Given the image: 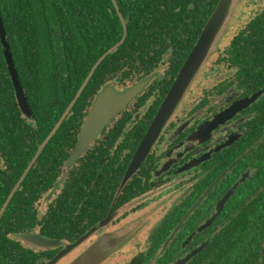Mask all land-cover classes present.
<instances>
[{
    "label": "flooded vegetation",
    "instance_id": "obj_1",
    "mask_svg": "<svg viewBox=\"0 0 264 264\" xmlns=\"http://www.w3.org/2000/svg\"><path fill=\"white\" fill-rule=\"evenodd\" d=\"M242 1L236 0L217 48L142 156L140 146L220 0H179L175 7L165 0L146 2L154 14L135 26L129 52L125 48L118 55L128 21L118 10L122 0H115L121 40L91 65L42 140L35 127L37 143L25 146L34 152L19 176L0 156L5 179L0 210L14 191L3 210L10 204L0 227V264L263 260L264 234L246 245L247 251L261 248L257 262L253 255L237 256L235 248L227 256L219 251L234 217L254 200V179L264 178V56L256 65L244 58L240 66L234 58L245 50L241 40L264 53V35L250 30L264 12V0ZM208 6L212 10L205 18L200 9ZM138 85L142 88L135 96L80 146L98 96L106 89L122 93ZM113 102L103 104V117ZM71 116L70 126L60 128ZM24 155L18 153L20 161ZM239 227L235 224L237 234Z\"/></svg>",
    "mask_w": 264,
    "mask_h": 264
},
{
    "label": "trees",
    "instance_id": "obj_2",
    "mask_svg": "<svg viewBox=\"0 0 264 264\" xmlns=\"http://www.w3.org/2000/svg\"><path fill=\"white\" fill-rule=\"evenodd\" d=\"M148 1L151 0H131V3L122 0L118 4V10L128 22L127 36L115 51L116 55L125 48L129 52L137 32L135 26L147 19L149 13L154 14L155 8L148 6ZM165 1L174 7L179 3V0ZM211 10L212 7H203L200 14L206 18ZM0 16L34 120L30 123L21 116L0 40V156L14 165L17 177L33 155L34 148L28 152L25 146L37 143L35 127L40 130L42 140L61 117L91 65L121 40L123 27L111 0H0ZM253 23L250 30L264 35V12ZM254 34L250 33L251 38ZM239 43L241 49L245 47L243 53L237 52L234 56L240 66L244 58L251 59L255 65L261 62L264 53L258 54L257 47L248 43L245 46V40ZM111 57L107 56L102 63ZM71 119L72 116L66 117L59 127H69ZM21 150L26 156L20 161ZM3 175L0 170V185L5 181ZM261 179L262 174L254 179V200L234 217L229 238L219 247L221 255L227 256V250L235 248L239 257L253 255L255 262L260 259L261 248L247 251L246 245L264 234V178ZM3 199L0 188V206ZM9 207L10 204L0 217V227ZM235 224L240 226L238 234ZM2 241L0 230V247ZM255 264H264V258Z\"/></svg>",
    "mask_w": 264,
    "mask_h": 264
},
{
    "label": "water",
    "instance_id": "obj_3",
    "mask_svg": "<svg viewBox=\"0 0 264 264\" xmlns=\"http://www.w3.org/2000/svg\"><path fill=\"white\" fill-rule=\"evenodd\" d=\"M113 1H114V5L117 7L115 0ZM235 3L236 0H220L217 7L209 17V20L206 23L204 29L202 30L191 53L188 55L182 68L180 69L177 79L175 80L173 86L171 87L169 93L167 94L165 101L163 102L158 113L156 114L151 124V127L147 135L145 136L144 142L140 146L138 155H142V156L145 155V153L147 152V150L151 145V142L157 136L163 124L172 114L176 104L179 102L183 94L188 89L195 74L199 71L202 65L207 61L210 55L217 48V43L226 29L228 21L231 17L232 10L234 9L233 7ZM125 30H126V26H125ZM125 36L126 34L124 35V37ZM0 40H1L4 58L7 64V69L11 78L12 85L14 87L18 107L22 112L23 117L26 118L28 122L33 123L34 120L31 117L30 105L27 101L23 87L18 77L17 70L15 68L12 53L10 51V46L5 35V30L3 27L1 16H0ZM100 61H98V63ZM141 88L142 85H138V86H133L132 88L127 89L122 93H113L112 91H110V89H106L103 93H101L96 100L97 102L95 104V107L91 111L90 116L86 121V124L84 125L83 129L85 130L82 135L83 139L81 141L80 146L82 147L86 146V144L90 142V140L96 135L97 131L103 126V124H105V122L108 120L111 114L115 111V108L128 102L132 97L135 96V94ZM108 100H112V102L114 101L113 104L111 105L112 107L113 106L114 107L112 108V110L105 111L104 114L106 115L103 117V111L101 107H103V104L108 102ZM86 129L89 131V133H85ZM34 161L35 158L32 160L30 166L33 164ZM13 192L9 196L8 202L10 201ZM6 205H4L0 210V217ZM29 241L35 243L38 240L37 238L29 237Z\"/></svg>",
    "mask_w": 264,
    "mask_h": 264
},
{
    "label": "rangeland",
    "instance_id": "obj_4",
    "mask_svg": "<svg viewBox=\"0 0 264 264\" xmlns=\"http://www.w3.org/2000/svg\"><path fill=\"white\" fill-rule=\"evenodd\" d=\"M240 1H241V0H240ZM243 1H244V0H243ZM243 1H242V2H243ZM242 2H241V3H242ZM238 5H239V4H238ZM233 8H234V7H233ZM241 9H245V10L250 11V12H251V11H252V12L254 11V8H251V9H250V7H246V8L243 7V8H241ZM231 15H232V14H231ZM228 22H229V21H228ZM227 26H228V24H227ZM227 26H226V28H227ZM225 30H226V29H225Z\"/></svg>",
    "mask_w": 264,
    "mask_h": 264
}]
</instances>
